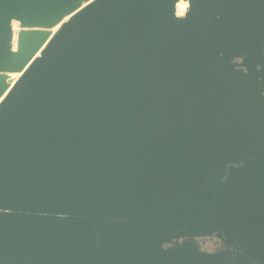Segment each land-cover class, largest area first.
Returning a JSON list of instances; mask_svg holds the SVG:
<instances>
[{
    "label": "water",
    "instance_id": "95a60500",
    "mask_svg": "<svg viewBox=\"0 0 264 264\" xmlns=\"http://www.w3.org/2000/svg\"><path fill=\"white\" fill-rule=\"evenodd\" d=\"M0 264H264V0H0Z\"/></svg>",
    "mask_w": 264,
    "mask_h": 264
},
{
    "label": "flooded vegetation",
    "instance_id": "af4514ba",
    "mask_svg": "<svg viewBox=\"0 0 264 264\" xmlns=\"http://www.w3.org/2000/svg\"><path fill=\"white\" fill-rule=\"evenodd\" d=\"M222 245V242L216 238H208L204 242V248L208 250H215Z\"/></svg>",
    "mask_w": 264,
    "mask_h": 264
},
{
    "label": "bare ground",
    "instance_id": "6f19581e",
    "mask_svg": "<svg viewBox=\"0 0 264 264\" xmlns=\"http://www.w3.org/2000/svg\"><path fill=\"white\" fill-rule=\"evenodd\" d=\"M189 7V3L188 1H180L178 4V12L179 14H184L185 11L188 9ZM15 29H16V34L18 33V31L21 29L19 22H15ZM58 27H56L54 30H57Z\"/></svg>",
    "mask_w": 264,
    "mask_h": 264
}]
</instances>
